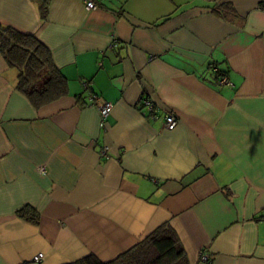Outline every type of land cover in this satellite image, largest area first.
I'll use <instances>...</instances> for the list:
<instances>
[{
    "label": "crops",
    "instance_id": "0c3cea01",
    "mask_svg": "<svg viewBox=\"0 0 264 264\" xmlns=\"http://www.w3.org/2000/svg\"><path fill=\"white\" fill-rule=\"evenodd\" d=\"M259 3L48 0L43 19L37 0H0V25L36 36L69 83L35 109L0 53V264L109 261L165 222L188 264H264Z\"/></svg>",
    "mask_w": 264,
    "mask_h": 264
},
{
    "label": "trees",
    "instance_id": "16d2710c",
    "mask_svg": "<svg viewBox=\"0 0 264 264\" xmlns=\"http://www.w3.org/2000/svg\"><path fill=\"white\" fill-rule=\"evenodd\" d=\"M37 1L44 19L48 0ZM224 7L227 13H233L231 6ZM0 53L9 66L17 69L16 88L35 109L68 93V79L53 61L49 48L36 36L0 25ZM220 76L221 72L216 79ZM18 215L34 224L39 220L38 212L31 206L19 209ZM66 264H188V259L176 231L165 222L112 260L102 261L88 255Z\"/></svg>",
    "mask_w": 264,
    "mask_h": 264
},
{
    "label": "built area",
    "instance_id": "2783aa9c",
    "mask_svg": "<svg viewBox=\"0 0 264 264\" xmlns=\"http://www.w3.org/2000/svg\"><path fill=\"white\" fill-rule=\"evenodd\" d=\"M101 1V0H85V8L88 9V10H93L95 8H97L98 6V2ZM260 3H259V8L264 11V0H259ZM220 83H228V80L225 76H220L219 80H218ZM91 97L93 98H96V95L94 94H91ZM144 104L146 106H148L149 110L150 111H153L154 112V106H153V103L150 102V101H145ZM112 106L113 104L111 102H104V103H101V104H98L97 106V109H98V112L100 114V125L103 126L104 123H105V118L107 117V115L109 114V112L111 111L112 109ZM164 119V127L168 130H172L176 124H177V117L175 114L173 113H166L163 117ZM106 150V147L103 148V153L105 152ZM42 173L45 172V169L43 167L40 168ZM42 257V253H38L35 257H34V260L35 261H38L40 258ZM209 256L208 254L206 253H201V259L202 260H208Z\"/></svg>",
    "mask_w": 264,
    "mask_h": 264
}]
</instances>
